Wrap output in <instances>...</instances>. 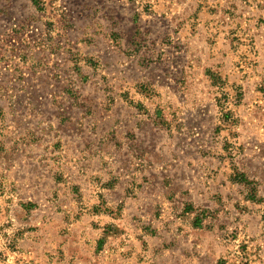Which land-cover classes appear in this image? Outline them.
<instances>
[{
	"label": "rangeland",
	"instance_id": "obj_1",
	"mask_svg": "<svg viewBox=\"0 0 264 264\" xmlns=\"http://www.w3.org/2000/svg\"><path fill=\"white\" fill-rule=\"evenodd\" d=\"M149 242L264 264V0H0V264Z\"/></svg>",
	"mask_w": 264,
	"mask_h": 264
},
{
	"label": "crops",
	"instance_id": "obj_2",
	"mask_svg": "<svg viewBox=\"0 0 264 264\" xmlns=\"http://www.w3.org/2000/svg\"><path fill=\"white\" fill-rule=\"evenodd\" d=\"M133 185L135 184L133 181L131 182H118V185H122L123 186V193L121 192H112L111 194H109L110 198H114L115 200H118L119 202H127V204L130 202L129 200H137L138 196L140 198V201H146V202H151L152 201V194H148V195H142L140 192H136L135 189H133V191H130V184ZM128 186V187H126ZM128 188V189H127ZM124 190H126L124 192ZM154 196V195H153ZM144 197V198H142ZM139 200V199H138ZM135 211V210H133ZM136 212V211H135ZM129 238L132 240L133 238L129 236ZM125 239V238H124ZM130 242V241H128ZM155 243V241H154ZM150 248H149V254L147 257H133V258H121V259H117V262H107L105 264H215L216 262L209 260L207 258H198V259H192L191 257H187V259H185V262H176L173 259H164V258H158L155 256V251L154 249L157 250L155 244H152L149 242ZM126 248V247H125ZM124 248V249H125ZM151 254V255H150ZM85 264H89L86 262H82Z\"/></svg>",
	"mask_w": 264,
	"mask_h": 264
}]
</instances>
